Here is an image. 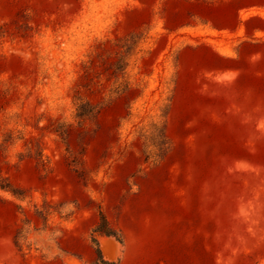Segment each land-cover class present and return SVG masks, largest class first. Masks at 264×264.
Instances as JSON below:
<instances>
[{
    "label": "rangeland",
    "instance_id": "obj_1",
    "mask_svg": "<svg viewBox=\"0 0 264 264\" xmlns=\"http://www.w3.org/2000/svg\"><path fill=\"white\" fill-rule=\"evenodd\" d=\"M103 262L264 264V0H0V264Z\"/></svg>",
    "mask_w": 264,
    "mask_h": 264
},
{
    "label": "trees",
    "instance_id": "obj_2",
    "mask_svg": "<svg viewBox=\"0 0 264 264\" xmlns=\"http://www.w3.org/2000/svg\"><path fill=\"white\" fill-rule=\"evenodd\" d=\"M86 116V112H84L83 110H80L78 117H84ZM101 220H102V224L99 225L95 230L94 233L95 234H99L101 236H107V237H115L118 241H122L121 238L118 236V233L116 230H114L108 220L106 219V217L104 216V214H101ZM94 242L96 243L97 246V253H98V258L100 261H103L102 258V253H101V248H100V243L97 239L94 240ZM104 264H115V263H106L103 262Z\"/></svg>",
    "mask_w": 264,
    "mask_h": 264
}]
</instances>
